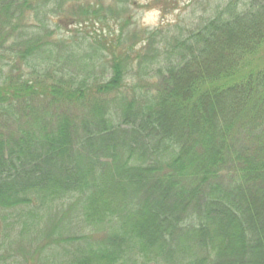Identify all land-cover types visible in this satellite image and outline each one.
<instances>
[{"label": "trees", "instance_id": "trees-1", "mask_svg": "<svg viewBox=\"0 0 264 264\" xmlns=\"http://www.w3.org/2000/svg\"><path fill=\"white\" fill-rule=\"evenodd\" d=\"M241 1L124 47L94 0H0V207L31 231L65 199L77 229L22 264H264V0Z\"/></svg>", "mask_w": 264, "mask_h": 264}, {"label": "rangeland", "instance_id": "rangeland-1", "mask_svg": "<svg viewBox=\"0 0 264 264\" xmlns=\"http://www.w3.org/2000/svg\"><path fill=\"white\" fill-rule=\"evenodd\" d=\"M227 1L228 0H162V2L159 3L158 0H94V4L96 6H108L109 10L113 9L116 11V15L109 18V26L112 31L115 30V32L119 33L120 25L127 19L130 20L131 23L126 26V35L122 38L120 44L126 47L134 43L139 47L142 45L143 41L139 38L127 37L134 28L146 27L151 30L160 26L169 29L170 27H168V25H177L178 27L194 26L200 23L202 18L204 20L210 18L211 12L208 10L212 6L220 4L225 6ZM244 1L245 0H242L240 4ZM252 1L253 0H246L245 2L251 3ZM259 1L260 0H256L257 3H259ZM148 3L149 5H147ZM162 4L163 6H167L164 11L159 8V5L161 6ZM68 6L67 4L64 6L62 9L64 10L62 11L63 13L66 12L65 10ZM88 22L89 23L82 27L88 42L89 40L92 42L95 41L94 39L101 35L102 30L105 34L110 30V28L108 30L106 26H101L99 22ZM28 23L31 24L32 22L28 21ZM81 26L82 25L77 23L71 24L68 20L61 29L64 39L68 40L73 38L76 34V29L82 30ZM53 27H56L54 23L51 28ZM79 32L78 38L80 39L83 31ZM80 40L83 41L84 39ZM85 50H88V48L85 47ZM82 51L83 48H81V52ZM104 55L105 54L102 55L98 53V55L95 56L97 74L106 73L109 69ZM261 62L264 64V59ZM103 63H105L106 66ZM138 76L140 77V75ZM66 201L68 200L64 199L57 201L56 206L55 203L49 204L47 211L44 208L41 209L46 216H39L36 222H34V228L31 231H25L23 228L20 217V215H22L21 207L18 206V208L10 209L0 207V264H22L26 261L30 263L32 262V257L39 254L35 251L36 249H39V257L41 258V251L43 248L48 246L45 251L53 252L58 247L60 242L57 239V235L59 232L62 234L75 232L77 230H74L75 222L70 221V216H63L62 213L65 207L63 204H65ZM24 207L32 206H22L24 210L32 209ZM78 232L80 233L81 231L78 230ZM94 236L98 237V234Z\"/></svg>", "mask_w": 264, "mask_h": 264}]
</instances>
